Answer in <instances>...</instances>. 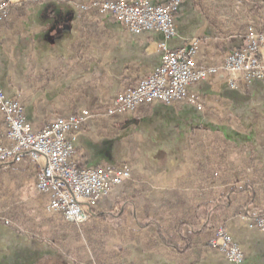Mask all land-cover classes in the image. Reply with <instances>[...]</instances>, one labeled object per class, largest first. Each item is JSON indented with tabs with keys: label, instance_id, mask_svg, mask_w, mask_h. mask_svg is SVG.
I'll return each mask as SVG.
<instances>
[{
	"label": "crops",
	"instance_id": "0c3cea01",
	"mask_svg": "<svg viewBox=\"0 0 264 264\" xmlns=\"http://www.w3.org/2000/svg\"><path fill=\"white\" fill-rule=\"evenodd\" d=\"M90 1L15 2L10 18L0 21V86L5 94L20 99L36 130L81 110L96 113L78 134L76 159L86 167L117 166L134 152L140 171L133 180L140 187L138 197L146 198L140 208L146 200L153 205L169 196L180 198L185 203L181 213H189L193 204L228 194L230 207L215 219L216 227H226L242 248V264H264V232L250 226V219L264 213V81L240 82L232 89L220 74L190 88L200 97L201 109L183 102L155 103L119 118L101 114V107L160 65L165 46L177 49L199 39V61L218 65L245 42L243 25L252 15L249 0H182L177 34L171 38L155 31L133 33L110 15L82 11L80 4ZM5 131L0 109V138L8 145ZM38 170V163L29 159L0 164V212L6 209L1 199L11 190L25 200L38 194L35 206L45 207L49 197L38 192ZM176 210L166 207L161 214L168 218ZM119 236L117 264H235L204 248L203 233H196V246L184 253L165 247L145 250L128 234ZM45 243L48 249L39 245ZM56 245L1 226L0 264L81 262L71 254L62 258Z\"/></svg>",
	"mask_w": 264,
	"mask_h": 264
},
{
	"label": "built area",
	"instance_id": "2783aa9c",
	"mask_svg": "<svg viewBox=\"0 0 264 264\" xmlns=\"http://www.w3.org/2000/svg\"><path fill=\"white\" fill-rule=\"evenodd\" d=\"M16 1L25 0H0V21L10 18ZM180 4L181 0L164 5H154L151 0H93L81 3L80 9L110 15L133 33L155 31L171 38L177 34L174 14ZM200 45L199 39H192L177 49L165 46L160 65L136 87L118 93L105 115L125 116L155 103L184 102L201 107L200 97L190 88L220 74L226 76L232 89H238L240 82L264 81V24H248L244 44L229 51L218 65L199 61ZM0 109L6 126L4 137L10 142L6 145L0 138V164L23 163L26 159L38 163V192L49 197L48 211L62 215L67 222L78 227L88 223L99 204L131 179L132 168L126 163L79 166L76 142L78 134L93 118L90 111L81 110L36 130L28 121L20 99L8 97L1 86ZM9 223L0 219V225ZM250 226L264 232V213L250 219ZM210 246L235 264L244 262L242 248L224 226L217 228Z\"/></svg>",
	"mask_w": 264,
	"mask_h": 264
},
{
	"label": "trees",
	"instance_id": "16d2710c",
	"mask_svg": "<svg viewBox=\"0 0 264 264\" xmlns=\"http://www.w3.org/2000/svg\"><path fill=\"white\" fill-rule=\"evenodd\" d=\"M248 5L252 13L249 21L258 23V20L264 19V1L249 0ZM243 27H246V24ZM107 107L108 104L101 107L102 112ZM93 114L96 116V113ZM119 117L122 116L116 118ZM79 166L83 167L84 164L79 163ZM139 193V188L130 186L120 190L116 197L106 198L99 204L97 214L88 223L81 227L73 226L77 236L85 235L89 240L103 246L104 239L112 231L121 235L128 234L131 240L135 239L137 244L142 245L145 250L165 247L184 253L196 246V233H203L205 241L202 246L206 249H215L210 246V241L215 238L216 226L220 225L215 222V219H220L230 207L231 200L228 194L214 199L206 198L200 204H193L189 213H181L180 207L185 203L182 204L180 198L177 200L169 196L161 197L153 201V205L146 200L143 208H140V202L137 200ZM116 203L119 205L117 211L114 210ZM166 207L177 210L166 218L161 214ZM244 208L245 206L241 205L239 207L242 210ZM197 221L203 222V225L197 226ZM187 227L188 230L184 232ZM139 235L144 236L145 241L137 239ZM117 257L116 252L110 260L98 259V262L99 264H117Z\"/></svg>",
	"mask_w": 264,
	"mask_h": 264
},
{
	"label": "rangeland",
	"instance_id": "374dc122",
	"mask_svg": "<svg viewBox=\"0 0 264 264\" xmlns=\"http://www.w3.org/2000/svg\"><path fill=\"white\" fill-rule=\"evenodd\" d=\"M26 1L27 0H25L24 2ZM170 1L171 0H168L167 3H169ZM12 9L13 7L11 8V13H12ZM178 11H176V13L174 14L175 19L178 14ZM258 21L259 22L257 23L256 21L253 20L251 21L246 20L245 23L246 22L247 23L245 28H247V25L250 23H254L257 26H261L264 24V19L263 20L260 19ZM178 103H182V102H175L173 104H178ZM192 106L198 107L196 105H192ZM147 107L148 106H142L140 108L147 109ZM140 108H138L132 114L137 113L140 110ZM198 108L200 109L203 108V105L201 107L199 106ZM105 111L106 110H104V112H101V114L104 116H106ZM132 114H128V115H132ZM93 118H95L94 114H93ZM134 155L135 154L133 152L130 156L125 158L124 162H122V164L126 163L132 168L131 179L125 182V184H123L122 186L115 188L109 197L112 196L116 197V195L120 190L124 188H128L132 185H134V187L136 186V188H140L138 186V183H135V181L133 180L135 174L138 173V171H140V164L138 162L135 163V161L132 160V159H136V157L132 158ZM10 193L11 195H9ZM9 194H8L9 196H5V198L1 199V205H4L3 207L6 209H3V212H0V219L1 218L7 219L9 220L10 223L8 225L1 224L0 227L5 226L10 229L16 230L17 232L33 233L35 235L36 240H43V238H47L50 241L52 239L53 241H55V243H57V245L55 246V250H57L56 252L57 253L61 252V254L64 256V257L61 256L62 258L67 260V258H65V255L68 256L71 254L75 259L81 261L79 262V264H99L98 259L105 261L106 260L105 258H107L110 260L111 258H113V255L117 251L121 252L122 249L120 245H118L120 244V240H121L119 234L111 231L109 235H107V237L104 239L103 246H101L97 242L89 240L85 235H83L82 237H78L76 232L74 231L73 226L70 223L65 222L62 218V215H57L48 211L47 209L48 203L45 204L44 208L43 207L38 208L37 206H35L36 204L34 203L35 200L40 198L38 194L33 197L29 196V198H27L26 200L25 198L19 196L20 194L15 195L16 192L13 190H11ZM145 199H146L145 197L144 198L138 197L137 200L142 204V202ZM117 207H119V205H117L116 203V208L114 209L115 211L118 210ZM97 209L98 207L96 208V210ZM96 210L94 212H96ZM45 244L46 245H42V244L39 245L42 246L44 249H48V246L50 245L47 246V243Z\"/></svg>",
	"mask_w": 264,
	"mask_h": 264
}]
</instances>
